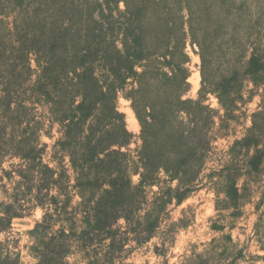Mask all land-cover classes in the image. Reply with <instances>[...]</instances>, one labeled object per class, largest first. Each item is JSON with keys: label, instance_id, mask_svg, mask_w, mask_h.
Here are the masks:
<instances>
[{"label": "trees", "instance_id": "trees-1", "mask_svg": "<svg viewBox=\"0 0 264 264\" xmlns=\"http://www.w3.org/2000/svg\"><path fill=\"white\" fill-rule=\"evenodd\" d=\"M220 2H29L20 63L7 60L0 43V264H23L13 223L37 209L43 217L27 232L34 264H116L162 233L156 252L166 256L187 227L185 219L170 222L172 207L206 187L217 211L241 213L247 181L264 169V93L244 137L206 171L218 141L229 136L222 131L255 94L249 84L264 92V41H252L256 22L246 25ZM263 5L255 3L258 18ZM189 45L200 59L196 98L187 97ZM121 99L130 103L138 136ZM56 125L60 138L45 143ZM137 138L141 146L132 151ZM255 211L254 238L264 252V191ZM222 240L234 244L231 234L213 240L193 264L245 259L238 251L230 262ZM254 260L264 263V255Z\"/></svg>", "mask_w": 264, "mask_h": 264}, {"label": "rangeland", "instance_id": "rangeland-1", "mask_svg": "<svg viewBox=\"0 0 264 264\" xmlns=\"http://www.w3.org/2000/svg\"><path fill=\"white\" fill-rule=\"evenodd\" d=\"M16 1L17 0H0V43L3 44L5 58L15 61L14 63L18 64L20 63L19 58L22 55L20 51V42L28 31L27 23H29L28 20L31 14L28 8L33 3H29L32 2V0H25V2L20 0L18 3ZM224 1L225 5L232 10V13L234 12L237 16L247 21L245 22L246 25H248L247 23H250V21L256 22V26L253 29L254 37L252 41H264V5L260 13L261 18L255 15V3L261 2L262 0H251L250 2H248V0H221V2ZM240 23H242V21ZM242 25L243 23L241 26ZM188 48L192 56L191 69L193 75L190 79L192 90L187 97L196 98L201 82L198 68L200 59L194 54L190 45ZM223 48L225 49V47ZM221 56L223 62H225L224 54H221ZM248 89H254L255 94L251 100H248L247 104L243 105L241 109L236 112V119L229 123L230 127L227 128L228 130L225 129L222 131L223 134L229 136L221 138L218 141L215 155L211 158L206 173H209L210 169L218 167L220 162L224 161L226 152L235 140L244 137L247 130L252 126V116L260 110L263 100L261 95L264 92L263 90L258 91L252 84H249ZM209 103L212 104L213 108L220 110L221 107L215 97H210ZM120 108L121 111L127 115L129 130L137 136L140 135L141 127L130 108V103L121 99ZM41 111L45 113L43 108ZM221 114H224V112L222 111ZM129 120H133V122L131 123ZM260 121L264 122V115L260 117ZM51 133L53 139L47 136L43 138V141L50 145L61 136L57 125L51 130ZM140 146L141 142L137 138L130 149L136 151ZM15 163H18V161H15ZM134 181L137 183L139 178L135 177ZM241 183L243 184L244 181ZM247 183H252V186L250 187V192L246 194L248 198H246L247 201L242 207L240 214L235 215L232 210L217 211L216 195L209 190V187L203 188L194 193L183 205L172 207L170 222H179L180 219H185L187 227L179 230L174 244H167L166 249L168 250L166 251V256H161L156 252V246L163 249L161 239H164L165 235L162 233L160 239H154L147 246L135 249L130 248L124 253L123 259H120L116 264H193L192 259L203 254L207 250V245L209 243L213 240H220L229 234L232 235L234 244H230L225 240L219 243L225 245L227 249H230L229 252H224V257L229 258V261L232 262L236 253L242 251L245 259L240 260L238 264H264L262 261L254 260L255 256L264 255V252L260 251V246L254 238V225L257 221L255 206L259 202L264 191V169L259 175L256 174L252 176ZM223 207L224 206H222V209ZM42 217L43 211L37 209L33 212L32 216L16 219L13 223L12 233L14 239L19 242V249L22 251L23 256V264H34L36 262L27 249V246L30 244L27 232L32 230L36 223L41 221ZM216 223L218 225H223L224 228L222 231L218 232L213 228ZM1 238L4 239L5 236ZM160 252L163 253L164 251L160 250ZM217 253L221 255L223 251H217ZM73 261H75V259H71V262Z\"/></svg>", "mask_w": 264, "mask_h": 264}, {"label": "bare ground", "instance_id": "bare-ground-1", "mask_svg": "<svg viewBox=\"0 0 264 264\" xmlns=\"http://www.w3.org/2000/svg\"><path fill=\"white\" fill-rule=\"evenodd\" d=\"M198 76H199V74H198ZM134 116V115H133ZM130 118V117H129ZM131 123L133 122V120H129Z\"/></svg>", "mask_w": 264, "mask_h": 264}]
</instances>
